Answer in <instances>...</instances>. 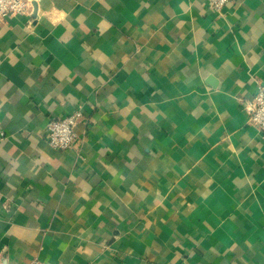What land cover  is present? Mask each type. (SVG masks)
Here are the masks:
<instances>
[{
	"label": "crops",
	"instance_id": "obj_1",
	"mask_svg": "<svg viewBox=\"0 0 264 264\" xmlns=\"http://www.w3.org/2000/svg\"><path fill=\"white\" fill-rule=\"evenodd\" d=\"M259 84L264 0H34L0 21V264H264ZM77 111L54 150L47 125Z\"/></svg>",
	"mask_w": 264,
	"mask_h": 264
},
{
	"label": "built area",
	"instance_id": "obj_2",
	"mask_svg": "<svg viewBox=\"0 0 264 264\" xmlns=\"http://www.w3.org/2000/svg\"><path fill=\"white\" fill-rule=\"evenodd\" d=\"M231 0H210V6L216 12L221 11ZM34 0H0V21L18 15L32 13ZM242 109L248 116V124L256 127L264 136V84H259L256 94L248 101L242 103ZM82 120V113L77 111L66 117L55 119L47 125L48 143L56 151H67L77 141L75 129ZM5 213L9 207L4 206ZM29 264H50L38 259ZM62 264V263H58Z\"/></svg>",
	"mask_w": 264,
	"mask_h": 264
}]
</instances>
